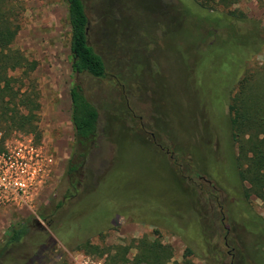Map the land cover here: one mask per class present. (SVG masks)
Masks as SVG:
<instances>
[{"label":"rangeland","instance_id":"obj_1","mask_svg":"<svg viewBox=\"0 0 264 264\" xmlns=\"http://www.w3.org/2000/svg\"><path fill=\"white\" fill-rule=\"evenodd\" d=\"M148 1L144 8L149 11L141 13L138 4L145 0H84L87 41L101 56L105 77L79 78L97 111L96 133L83 156L78 155L69 121L68 88L74 77L64 1H4L19 26L11 46L36 61L30 75L40 103L39 141L53 150L56 165L30 209H0V247L9 226L20 220L29 224L27 232L0 255V264H73L80 254L109 264L106 253L98 254L103 246L143 234L172 247L167 264L179 261L185 242L193 248L200 243L190 223H185V242L165 225L168 215L186 220L180 216L184 207L171 169L173 145L182 152L177 159L182 175L202 189L213 183L231 191L221 170L226 133L215 125L207 108L210 92L218 88L219 53L205 49L229 31L198 17L205 10L192 0ZM228 9L243 12L264 28V0L262 4L242 0ZM217 11L226 13L223 8ZM136 19L140 23H134ZM235 24L238 31L248 27ZM263 65L264 44L248 54L240 72ZM68 161L75 165L71 171ZM249 198L264 216V200ZM47 210L53 212L47 217L52 228L39 217ZM217 238L213 236L219 242ZM85 240L97 247H86L92 252L73 249ZM131 255L132 250L125 257ZM190 264L202 263L192 257Z\"/></svg>","mask_w":264,"mask_h":264},{"label":"trees","instance_id":"obj_2","mask_svg":"<svg viewBox=\"0 0 264 264\" xmlns=\"http://www.w3.org/2000/svg\"><path fill=\"white\" fill-rule=\"evenodd\" d=\"M4 1L0 0V129L5 134L29 133L38 142L41 135L37 124L40 103L35 80L30 75L36 61L28 59L19 49L11 46L19 26L13 9L5 6ZM63 1L69 28L70 70L74 77L68 88L69 121L74 143L79 148L78 155L83 156L96 133L97 111L85 96L79 78H103L105 66L101 56L87 41L88 18L84 0ZM192 1L205 10L198 17L229 31L228 36L217 43H210L205 49L212 54L219 53L218 88L217 92H210L212 101L208 102L207 108L213 112L215 125L226 133V161L221 170L232 189L228 191L224 186L216 187L213 183H206V189H202L191 178L182 175L177 160L182 152L173 145L171 169L176 176L175 187L184 207L180 216L187 221L168 215L165 225L172 235L185 242V223H190L200 246L193 248L191 243L185 242L180 260H172L171 264H190L192 257L202 264H264V216L255 210L249 198L252 195L264 200V65L243 74L240 72L241 63L248 54L258 52L264 44V28L257 21L245 18L243 12L228 9L242 0ZM256 1L262 4V0ZM148 3L145 0L143 4H138L141 13L149 11L144 8L148 7ZM218 8L225 9V15H220ZM121 21L127 20L123 18ZM235 22L247 23L248 27L238 31L239 26ZM134 23L140 21L136 19ZM198 67L194 73L196 76ZM145 141L155 148L154 142L146 138ZM74 167L68 161L67 170L71 171ZM228 192L232 193L231 197L226 196ZM61 203L59 201L56 206ZM52 213V210L39 213V217L51 228L47 217ZM83 225L86 226L87 222ZM28 228V220H20L16 225L9 226L0 255L7 246L16 243ZM214 235L220 238L219 242L213 240ZM86 247L97 246L85 240L75 244L73 249L92 252ZM130 250L132 255L126 258ZM102 253H106L109 264H167L173 250L157 237L143 234L125 243L103 246L98 254Z\"/></svg>","mask_w":264,"mask_h":264},{"label":"built area","instance_id":"obj_3","mask_svg":"<svg viewBox=\"0 0 264 264\" xmlns=\"http://www.w3.org/2000/svg\"><path fill=\"white\" fill-rule=\"evenodd\" d=\"M56 161L53 150L24 132L0 130V209L31 208L51 175ZM73 264H104L100 259L78 255Z\"/></svg>","mask_w":264,"mask_h":264}]
</instances>
